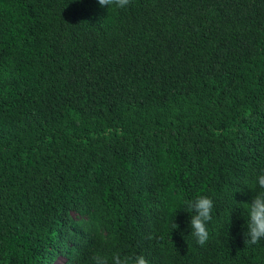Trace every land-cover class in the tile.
<instances>
[{
    "label": "trees",
    "instance_id": "16d2710c",
    "mask_svg": "<svg viewBox=\"0 0 264 264\" xmlns=\"http://www.w3.org/2000/svg\"><path fill=\"white\" fill-rule=\"evenodd\" d=\"M262 173L264 0H0V264H264Z\"/></svg>",
    "mask_w": 264,
    "mask_h": 264
},
{
    "label": "clouds",
    "instance_id": "9594fccd",
    "mask_svg": "<svg viewBox=\"0 0 264 264\" xmlns=\"http://www.w3.org/2000/svg\"><path fill=\"white\" fill-rule=\"evenodd\" d=\"M101 8L111 7L123 9L129 5L130 0H97ZM256 184L264 190V173L256 177ZM185 205L189 212L194 214L190 219L192 235L200 246H204L209 241L208 225L213 219V200L208 196H198L194 200H186ZM248 213L247 231L244 233L245 242L255 245L264 239V191L253 195L250 203L242 204ZM177 228L178 225L174 224ZM94 264H109L108 259L101 255L92 257ZM111 264H149V260L144 255H122L120 252L113 253Z\"/></svg>",
    "mask_w": 264,
    "mask_h": 264
},
{
    "label": "rangeland",
    "instance_id": "374dc122",
    "mask_svg": "<svg viewBox=\"0 0 264 264\" xmlns=\"http://www.w3.org/2000/svg\"><path fill=\"white\" fill-rule=\"evenodd\" d=\"M56 264H62V261H61V262H59V263H56Z\"/></svg>",
    "mask_w": 264,
    "mask_h": 264
}]
</instances>
